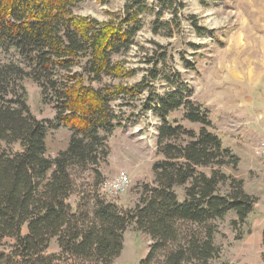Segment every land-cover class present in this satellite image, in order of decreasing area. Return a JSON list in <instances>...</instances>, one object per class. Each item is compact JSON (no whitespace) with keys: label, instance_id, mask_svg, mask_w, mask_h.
<instances>
[{"label":"trees","instance_id":"16d2710c","mask_svg":"<svg viewBox=\"0 0 264 264\" xmlns=\"http://www.w3.org/2000/svg\"><path fill=\"white\" fill-rule=\"evenodd\" d=\"M80 1L0 0V47L15 49L26 62L0 63V264H112L131 225L152 240L139 264H213L220 253L215 221L233 211L232 223H244L258 200L243 178L225 170L237 169L240 157L223 145L180 71L164 69L167 89L152 90L167 51L149 70L150 81L94 86L104 76H122V63L114 57L135 43L147 7L145 0H129L115 23L77 15L73 8ZM157 14L155 31L167 22ZM76 66L79 73L73 72ZM25 77L54 104L56 125L72 131L55 157L47 154L46 143L55 121L32 113L21 83ZM146 89L142 110L161 121L156 144L163 158L152 165L153 182L142 185L133 206L79 191L77 176L88 170L100 175L109 137L122 125L112 102L134 99ZM178 110L198 129L170 119ZM176 186H184L183 200ZM53 241L59 251H49Z\"/></svg>","mask_w":264,"mask_h":264},{"label":"rangeland","instance_id":"374dc122","mask_svg":"<svg viewBox=\"0 0 264 264\" xmlns=\"http://www.w3.org/2000/svg\"><path fill=\"white\" fill-rule=\"evenodd\" d=\"M128 1L81 0L73 10L77 15L118 23ZM145 1L147 10L141 15L143 24L135 43L127 52L114 57L122 63V76H104L101 84L93 85L133 86L141 80L150 81L153 63L162 58L161 53L168 52L167 62H159L160 74L151 82L152 90L162 94L167 89L164 69L175 68L181 72L182 79L192 89L191 98L209 111L213 130L222 138L223 145L240 157L237 169L226 167L225 170L243 178L246 191L258 199L244 223H232L236 218L233 211L215 221L220 253L213 264H264V159L255 151L259 140L264 138V0ZM157 13H161V21L167 22L155 31ZM183 57L195 68H188ZM12 61L26 66L15 49L0 47V63ZM80 69L76 66L73 72L79 73ZM21 83L32 113L55 121L56 108L43 100L39 85L30 77L23 78ZM15 90L21 92L18 87ZM149 94L146 89L134 99L121 96L112 102L114 110L121 115L122 125L109 137L110 154L99 168L100 175L88 170L77 176L79 191L86 195L97 192L124 206H133L142 185L153 182L152 165L163 155L158 153L156 144L161 121L152 111L142 110ZM182 116L183 111L178 110L170 119L177 117L187 127L198 129L199 125ZM71 135L69 127L53 122L46 138L47 154L55 157L68 146ZM120 170L129 173L131 184L114 196L102 192L101 183ZM176 191L183 200L184 186H176ZM78 196L75 192L70 203L74 205ZM151 242L147 234L131 225L125 232L121 255L112 264H139ZM54 250L59 251L55 241L49 251Z\"/></svg>","mask_w":264,"mask_h":264},{"label":"built area","instance_id":"2783aa9c","mask_svg":"<svg viewBox=\"0 0 264 264\" xmlns=\"http://www.w3.org/2000/svg\"><path fill=\"white\" fill-rule=\"evenodd\" d=\"M256 153L264 159V138L260 139L255 147ZM132 182L129 173L126 170H120L114 176L106 178L101 183L102 192L108 195H117L124 191Z\"/></svg>","mask_w":264,"mask_h":264},{"label":"crops","instance_id":"0c3cea01","mask_svg":"<svg viewBox=\"0 0 264 264\" xmlns=\"http://www.w3.org/2000/svg\"><path fill=\"white\" fill-rule=\"evenodd\" d=\"M263 139V138H262Z\"/></svg>","mask_w":264,"mask_h":264}]
</instances>
